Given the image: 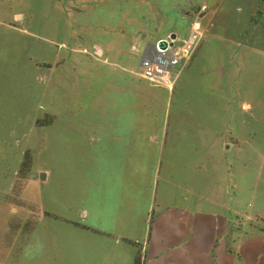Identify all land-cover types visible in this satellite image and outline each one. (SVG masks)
<instances>
[{
    "label": "rangeland",
    "instance_id": "obj_1",
    "mask_svg": "<svg viewBox=\"0 0 264 264\" xmlns=\"http://www.w3.org/2000/svg\"><path fill=\"white\" fill-rule=\"evenodd\" d=\"M193 21L202 37L172 90L136 73L147 43L173 32L182 39ZM191 111L205 114L225 139L226 167L209 175L211 182L225 176L227 190L236 187L235 224L242 235H264V0H0L2 218L3 199L25 209V199L37 203L43 167L77 156L72 138L58 132L103 128L119 113L145 114V127L168 131L159 154L157 143L140 148L159 170L157 203L173 188L164 176L185 173ZM128 146L130 156L139 151ZM180 194L188 197V185ZM28 209L21 239L41 212ZM20 220L10 221V237Z\"/></svg>",
    "mask_w": 264,
    "mask_h": 264
},
{
    "label": "crops",
    "instance_id": "obj_2",
    "mask_svg": "<svg viewBox=\"0 0 264 264\" xmlns=\"http://www.w3.org/2000/svg\"><path fill=\"white\" fill-rule=\"evenodd\" d=\"M145 116L113 114L103 128L58 132V137L72 138L77 156L71 163L43 167L36 205L25 199V209L3 199L0 264H134L136 256L139 264H264V235H242L235 224L241 205L236 187L229 194L225 176L211 182L215 178L210 179L209 169L226 167V143L207 116L188 112L185 173L179 180L175 173L174 178L164 176L173 188L162 192L157 203L159 170L140 148L157 143L159 154L168 131L164 125L145 127ZM202 137H208L204 145ZM128 144L138 145L137 154L130 156ZM187 185L188 197L180 194ZM28 206L41 212L21 239L20 230L32 216ZM15 217L22 224L10 237Z\"/></svg>",
    "mask_w": 264,
    "mask_h": 264
},
{
    "label": "built area",
    "instance_id": "obj_3",
    "mask_svg": "<svg viewBox=\"0 0 264 264\" xmlns=\"http://www.w3.org/2000/svg\"><path fill=\"white\" fill-rule=\"evenodd\" d=\"M201 37V24L199 21H193L186 37L164 38L166 41L164 48L157 46L158 40L147 43L141 51L136 73L152 84L172 90L182 67L192 55ZM177 42L178 46L175 45Z\"/></svg>",
    "mask_w": 264,
    "mask_h": 264
},
{
    "label": "water",
    "instance_id": "obj_4",
    "mask_svg": "<svg viewBox=\"0 0 264 264\" xmlns=\"http://www.w3.org/2000/svg\"><path fill=\"white\" fill-rule=\"evenodd\" d=\"M175 37H176V34L174 32L170 34V38L174 39ZM165 45H166V41L164 39H159L157 41V46L159 48H164ZM42 177H43V174H40V178H42Z\"/></svg>",
    "mask_w": 264,
    "mask_h": 264
},
{
    "label": "trees",
    "instance_id": "obj_5",
    "mask_svg": "<svg viewBox=\"0 0 264 264\" xmlns=\"http://www.w3.org/2000/svg\"><path fill=\"white\" fill-rule=\"evenodd\" d=\"M134 264H139V259L137 258V256L135 257Z\"/></svg>",
    "mask_w": 264,
    "mask_h": 264
}]
</instances>
